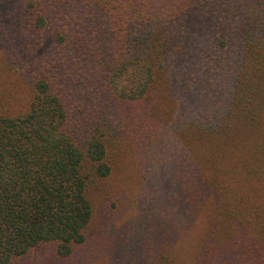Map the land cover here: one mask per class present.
Wrapping results in <instances>:
<instances>
[{
  "label": "trees",
  "instance_id": "16d2710c",
  "mask_svg": "<svg viewBox=\"0 0 264 264\" xmlns=\"http://www.w3.org/2000/svg\"><path fill=\"white\" fill-rule=\"evenodd\" d=\"M4 1L34 92L0 115V264L71 257L93 222L110 264H264V0ZM119 120L133 199L104 180Z\"/></svg>",
  "mask_w": 264,
  "mask_h": 264
},
{
  "label": "rangeland",
  "instance_id": "374dc122",
  "mask_svg": "<svg viewBox=\"0 0 264 264\" xmlns=\"http://www.w3.org/2000/svg\"><path fill=\"white\" fill-rule=\"evenodd\" d=\"M9 1L5 2L0 0V28L4 27L6 20H11L13 15L12 8H9ZM0 29V32L2 31ZM20 47V46H19ZM21 48V47H20ZM14 49L17 53H21V49ZM5 52L0 51V115H18L27 111L29 102L33 95V86L29 79L23 74L19 73L17 67L7 65L4 59ZM21 58V56H20ZM18 66L20 61L17 62ZM28 62H23V67ZM162 115L168 114L167 110H161ZM125 118V117H124ZM121 120L117 121L116 127V141L114 144H110L108 148L109 161L111 163V174L106 179V187L120 188L126 191L127 195H130L133 199V190L137 188L140 174L138 173L136 166L133 165L131 160V148L126 142H120L118 135H121L122 129ZM119 131V132H118ZM112 199L108 202L112 211H117L121 204L122 197L119 193L110 194ZM113 204V206H112ZM134 204V201H133ZM95 208V207H94ZM130 211V210H129ZM95 212V210H94ZM126 213V212H125ZM128 216L134 215V212L127 213ZM139 213L136 212L134 216L136 223L138 221ZM91 229L93 234L91 240L87 241L82 247L74 249L71 257L60 259L56 256L54 250L56 245L54 243H40L22 255L13 257L8 264H110L107 253L110 245L118 240L117 236L112 233V228L109 223L104 228L103 226H96L95 223H91ZM131 231V230H130ZM120 233L119 237L124 238L128 233ZM96 237L93 241L92 238ZM119 241V240H118Z\"/></svg>",
  "mask_w": 264,
  "mask_h": 264
}]
</instances>
